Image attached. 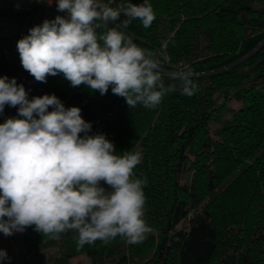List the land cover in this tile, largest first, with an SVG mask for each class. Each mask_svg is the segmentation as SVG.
<instances>
[{
  "label": "trees",
  "instance_id": "16d2710c",
  "mask_svg": "<svg viewBox=\"0 0 264 264\" xmlns=\"http://www.w3.org/2000/svg\"><path fill=\"white\" fill-rule=\"evenodd\" d=\"M149 3L152 25L134 20L125 31L167 57L165 73L190 66L198 85L192 96L177 90L154 109L130 108L111 88L102 96L72 87L63 74L38 82L23 69L17 43L0 49V76L16 78L29 99L54 94L66 108L79 107L90 134H106L116 154L142 153L134 171L147 178L144 218L153 232L138 244L117 236L78 248L75 231L53 239L28 227L0 233V249L10 258L3 264H68L78 253L92 264H264V0ZM232 99L238 107L228 105ZM16 115L6 105L0 123ZM16 234L26 246L22 253L6 241Z\"/></svg>",
  "mask_w": 264,
  "mask_h": 264
},
{
  "label": "clouds",
  "instance_id": "9594fccd",
  "mask_svg": "<svg viewBox=\"0 0 264 264\" xmlns=\"http://www.w3.org/2000/svg\"><path fill=\"white\" fill-rule=\"evenodd\" d=\"M55 2L63 15L45 19L17 41L21 65L36 81L63 74L72 87L85 85L102 96L111 88L130 108L154 109L169 93L198 91L190 66L165 73L167 57L126 33L134 20L152 25L156 14L149 0ZM6 105L17 115L0 123V233L33 227L57 239L75 231L80 248L117 236L138 244L153 232L144 218L147 178L134 171L140 151L116 154L106 134H90L92 125L79 107L66 108L54 94L29 99L16 78L0 76V114ZM8 259L0 249V264Z\"/></svg>",
  "mask_w": 264,
  "mask_h": 264
},
{
  "label": "built area",
  "instance_id": "2783aa9c",
  "mask_svg": "<svg viewBox=\"0 0 264 264\" xmlns=\"http://www.w3.org/2000/svg\"><path fill=\"white\" fill-rule=\"evenodd\" d=\"M63 15L56 9L52 0H0V40L29 32L45 19H54Z\"/></svg>",
  "mask_w": 264,
  "mask_h": 264
},
{
  "label": "rangeland",
  "instance_id": "374dc122",
  "mask_svg": "<svg viewBox=\"0 0 264 264\" xmlns=\"http://www.w3.org/2000/svg\"><path fill=\"white\" fill-rule=\"evenodd\" d=\"M17 41L15 40H10V39H3L0 40V49L6 48V47H11L13 46ZM228 105L231 107H238L239 103L238 101L232 99L228 102ZM216 126L215 123L210 124L211 130ZM16 240L13 241H8V244L11 246L13 250H20V253L25 251L26 246L23 243L22 237L19 234L15 235ZM4 240V239H3ZM5 241V240H4ZM56 250L55 246H52L49 248V251L54 252ZM68 264H92L90 258L85 254V253H78L75 255H71L67 257Z\"/></svg>",
  "mask_w": 264,
  "mask_h": 264
}]
</instances>
